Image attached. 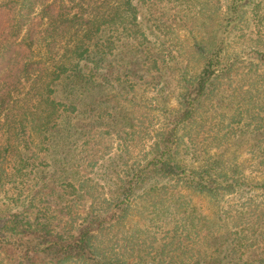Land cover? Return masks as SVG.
Here are the masks:
<instances>
[{"label":"trees","instance_id":"obj_1","mask_svg":"<svg viewBox=\"0 0 264 264\" xmlns=\"http://www.w3.org/2000/svg\"><path fill=\"white\" fill-rule=\"evenodd\" d=\"M207 2L0 0V196L29 180V195L19 193L15 201L28 198L24 211L33 219L14 215L0 224V264H264V179L239 176L240 166L226 161L240 128L250 132L251 151L264 167V0H216L213 16ZM246 5L257 27L250 34L244 30ZM186 11L206 18L201 26L208 45L194 41L199 72L188 62L168 64L183 46L178 32L194 37L199 26H188ZM238 30L244 34L235 35ZM237 39L249 46L236 51ZM166 65V73L180 72L181 90L176 107H160L165 121L153 130L145 162L131 169L114 200L91 202L81 221L70 217L53 228L36 200L92 195L86 185L69 182L78 174L70 164L55 191L38 153L45 158L69 141L88 139L87 145L90 136L97 140L103 133L128 146L145 123L138 114L139 87L156 85L152 74ZM101 128L106 131L95 135ZM186 189L217 205L230 195L239 201L219 206L213 225L188 212L177 218ZM136 200L149 222L164 224L161 238L156 232L149 238L148 230L111 234ZM77 202L72 206H81ZM172 202L179 204L175 214ZM157 239L160 248L154 247Z\"/></svg>","mask_w":264,"mask_h":264},{"label":"rangeland","instance_id":"obj_2","mask_svg":"<svg viewBox=\"0 0 264 264\" xmlns=\"http://www.w3.org/2000/svg\"><path fill=\"white\" fill-rule=\"evenodd\" d=\"M255 1L258 2L259 0ZM207 4H209L210 7V9L207 11V14L213 16V5L216 4V0H209ZM249 5L244 7L246 10L248 26L244 27L242 25L246 34H250V31H256L257 29L256 23L254 24L255 20L252 19ZM184 13L187 15L186 19L189 21L188 26H194L197 24V22L199 23L197 26H199L194 32V37H191L185 30L178 32V38L181 40L183 46L173 50V54L177 57V59H169L168 64L169 67L181 68L188 62L191 71L199 72L201 69V63L198 61L199 55L196 53V49H198L196 43H202L204 46H207L209 43V35H206V28L201 26L202 22H204L206 18L203 15L199 16L194 11H186ZM261 13H264V10H262ZM262 31L264 33V29H262ZM241 34L244 33L239 30L235 32V35L237 36ZM239 40L240 39H237L236 43L233 45V48L236 51L249 46L248 42H244L243 44V41ZM194 41L196 43H194ZM189 44L191 47H188ZM167 69L168 66L164 67L163 71L154 72L152 74L156 76V79L154 80L156 85H152L151 88L147 87V85H142L139 87L138 92L140 95V107L138 109V114L140 116V120H144L145 123L142 128L138 127V130H142L141 134H138L135 139H131L127 143L128 146H124V144L122 145L124 148H127L126 151L123 150L121 146L123 141H121L119 137L115 135L109 136L108 134L103 133L101 134L102 138L98 137L97 140L94 139L95 136H90V142L87 143V145H83V143H85L88 139L80 141L78 145L72 144V142L69 141V143L61 145L58 152L51 150V155H49V152L46 153L48 157L45 158L42 157L43 153H38L40 161L44 162L43 169L46 172L44 176L46 177L47 182L53 186L55 191L60 190L59 184L61 181H66V175H61V171H63L65 167L64 164H70L76 165L74 168L78 169V174L73 175L71 180L69 179V182L72 181L78 187L80 183L86 185V188L89 190V192H91L92 195V197H89V195H85L81 192L80 197L75 196V198L72 197V199L71 197H65L66 200H68L67 202H62L60 197L55 196H46L42 202H37L36 200L34 202V204L37 203L36 208H46L47 216L49 217L53 228H59V226H63L65 222L70 219V217L75 219L77 218L79 221H81L80 216H85V213H87L86 207L89 206L88 204L91 202H96L99 204L103 200H114V198L118 196L119 192L121 191V185L123 184V181L127 175L131 172V169L134 166H137V164H142L145 162L144 156L147 150H149V144L152 142L154 134L153 130L160 127L162 122L165 121V111H163L160 107L163 104H166L170 107H176L177 97L181 90L180 85L178 84L180 72L177 69H170L171 72L168 74L166 73ZM162 100L165 101V103L162 102ZM131 104L127 103L129 107H133ZM128 112V124L131 125L133 123V120L130 118L132 109L128 110ZM3 119L2 121L0 120V122H3ZM207 124L209 125L210 122ZM129 125L127 128L130 127ZM105 131V128H101L97 133H95V135L99 134V132ZM0 132L2 131L0 130ZM237 133L239 134V137H235L236 143L229 148V151L226 154V161L228 160L227 163L233 162L240 166L241 172L239 176H246L257 181L263 180L264 167L258 166V161L254 157L253 151H251L250 147L251 144H254V142L249 141L252 138L250 132H248L246 129L238 128ZM33 136L37 139L38 135L35 134ZM38 142L39 141L37 139V142L33 145H37ZM85 148L89 149V153L84 152ZM100 149L101 151H99ZM38 150V148L35 149L36 152H38ZM88 154H90L91 157L87 156ZM232 157L233 160H231ZM99 158L101 159L97 165H90V162L93 159L96 161ZM54 159L58 160L57 163H55ZM76 160L80 161V164H78ZM60 175V179L57 180ZM55 180L57 181L55 182ZM24 181L25 182L20 184L19 189L16 192L15 190L13 191L8 189L0 196V224L6 222L9 219L13 220L14 215H20V219L25 221L27 219L33 220L32 217H30L29 214L24 211L29 204L28 198L26 199L23 195L22 202L16 203L15 201V198H18L17 194L19 193H23L26 196L29 195L28 185L30 182L27 179ZM67 189L68 191H72L71 187H68ZM49 193L50 192H48V194ZM181 194L185 196L183 200L186 201L182 202L185 203V205L180 208V211L182 212L178 214L177 218H183L184 212L193 213L194 216H197L195 219L203 218V221L207 220L211 225L215 224V213L217 212L219 206L227 208V203H235L239 201L238 196L230 195L223 198L220 204L217 205L207 196L193 193L191 190H183ZM94 198H96V200ZM76 200L78 201V205L80 204L81 206H72L71 203L75 202ZM187 203H189V206H187ZM169 204L171 206V213H177L178 208L176 206L179 204L175 202ZM69 206H72V208L68 209ZM194 208L195 210L192 211ZM36 211L37 210L35 209L31 210L30 213L33 214L34 212L32 216L36 215ZM159 217L160 216L153 215L154 219ZM59 220L62 221L59 222ZM157 226L160 228H156ZM163 228L164 224L160 223V221L149 222L148 212L141 207V200H136L125 219L122 220L119 225L113 227V233L111 234L116 235L115 238H122L123 236H129L135 232L142 233L145 230H148V232L145 234L149 238L152 239V236L155 232L157 233V238H161L163 236L161 233ZM139 235L147 238L143 234H138V236ZM110 237L114 238V236ZM160 242H162L161 239L154 241V247L160 248ZM119 253L121 254V252Z\"/></svg>","mask_w":264,"mask_h":264}]
</instances>
